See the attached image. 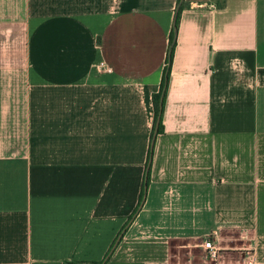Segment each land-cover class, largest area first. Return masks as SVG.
<instances>
[{
  "label": "crops",
  "instance_id": "1",
  "mask_svg": "<svg viewBox=\"0 0 264 264\" xmlns=\"http://www.w3.org/2000/svg\"><path fill=\"white\" fill-rule=\"evenodd\" d=\"M180 2L0 0L28 29L0 109V264H99L121 229L104 264H264V0Z\"/></svg>",
  "mask_w": 264,
  "mask_h": 264
},
{
  "label": "rangeland",
  "instance_id": "2",
  "mask_svg": "<svg viewBox=\"0 0 264 264\" xmlns=\"http://www.w3.org/2000/svg\"><path fill=\"white\" fill-rule=\"evenodd\" d=\"M7 16L10 18L6 19ZM27 33L28 29L23 23H18L16 16L12 21L11 13L2 14L0 19V109L3 112L8 111V107L11 111L14 110L12 107L15 106L23 90L22 71L25 68ZM3 115H7V112ZM203 241L204 239L201 242ZM197 249L203 251V247L195 250ZM189 258L191 259V254ZM206 258L211 259L207 253Z\"/></svg>",
  "mask_w": 264,
  "mask_h": 264
},
{
  "label": "trees",
  "instance_id": "3",
  "mask_svg": "<svg viewBox=\"0 0 264 264\" xmlns=\"http://www.w3.org/2000/svg\"><path fill=\"white\" fill-rule=\"evenodd\" d=\"M181 9H182V6L178 10V13H177V16H176V20H175V26H177V22H178V18H179V13H180ZM173 39H174V32L170 35V44H173L172 45V48L170 50V53H169V59H170V61L172 59L173 50H174V47H175V42L173 43V41H174ZM169 67H170L169 65H167L165 67V70H164V73H163V78H162V81H161L160 90H159V92L156 95L153 96L154 119H153L152 131H151V135H150L151 144H150V148H149V151H148V157H147V162H146L147 171H146L145 177L143 178V183H142L143 189L141 191V196H140L139 203H138L137 207L134 209L133 213L129 216V219L132 218V216L136 212L138 206H140V201L142 200V197H143L144 187L148 184V180H149V167H150V161H151V155H152V149H153V143H152L153 132H154V128H155L156 121H157V117H158V113H159L160 96H161V93L163 91H164V94H165V89H166V86H167V81H168V76H169ZM161 132H162V123H161V119H160L159 120V123H158L157 134H160ZM121 237H122V229L120 230V232L117 234V236L115 237V239L111 243V245L109 247V250L106 252V254H105L104 258H103V260L105 259V262L109 259V257L112 254L114 248L116 247L117 243L119 242V241L117 242V239L119 238V240H120ZM102 261H101V263H102ZM101 263H99V264H101Z\"/></svg>",
  "mask_w": 264,
  "mask_h": 264
},
{
  "label": "built area",
  "instance_id": "4",
  "mask_svg": "<svg viewBox=\"0 0 264 264\" xmlns=\"http://www.w3.org/2000/svg\"><path fill=\"white\" fill-rule=\"evenodd\" d=\"M97 68L100 70H107L109 71V68L102 62L97 65ZM203 247L204 250L206 251L207 255L211 259H216L218 257V247L217 245L213 242V239L211 238V235L206 236L203 242Z\"/></svg>",
  "mask_w": 264,
  "mask_h": 264
},
{
  "label": "water",
  "instance_id": "5",
  "mask_svg": "<svg viewBox=\"0 0 264 264\" xmlns=\"http://www.w3.org/2000/svg\"><path fill=\"white\" fill-rule=\"evenodd\" d=\"M182 2V0H180ZM180 2V3H181ZM178 10H179V7H177L176 9V12H175V18H174V26H173V30H174V41H175V31H176V26H175V20H176V16H177V13H178ZM173 41V43H174ZM172 45L170 46L169 48V52H168V57H167V64L169 65L170 63V59H169V53H170V50L172 48ZM163 96H164V91L161 93V96H160V102H159V113H158V117H157V121H156V125H155V128H154V132H153V138H152V143L154 142V139L157 135V129H158V123H159V120H160V115H161V109H162V104H163ZM146 171H147V168H146ZM146 190V187H144V191ZM134 217V216H133ZM132 217V218H133ZM132 220V219H131ZM119 241V238L117 239V242ZM116 242V243H117ZM112 251V250H111ZM105 263V259L102 261L101 264H104Z\"/></svg>",
  "mask_w": 264,
  "mask_h": 264
}]
</instances>
